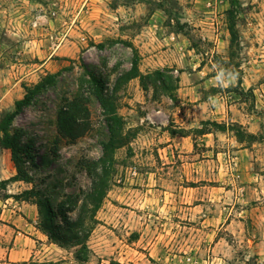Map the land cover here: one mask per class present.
I'll use <instances>...</instances> for the list:
<instances>
[{
  "label": "rangeland",
  "instance_id": "374dc122",
  "mask_svg": "<svg viewBox=\"0 0 264 264\" xmlns=\"http://www.w3.org/2000/svg\"><path fill=\"white\" fill-rule=\"evenodd\" d=\"M230 13L235 41L228 30ZM170 28L183 36L168 39ZM170 41L180 45L175 48ZM187 48L205 74L215 77L208 83L218 85L211 88L236 103V115L230 112L229 118L237 121L227 124L244 136L254 135L242 137L247 150L243 155L227 153L225 147L222 161L229 165L224 172L230 177L222 184L225 191L217 188L221 179L202 175L201 167L196 181L179 175L167 180L162 174L168 170L158 165L157 147L144 143L149 136H158L157 126L166 117L155 112L158 102L153 100L164 107L178 106L177 93L170 101L148 75L145 88L132 78L121 80L112 91L131 66L132 49L139 54L140 69L141 52L168 49V55L173 52L180 58ZM164 67L173 69L172 79L177 76L174 65ZM86 70L105 78L131 138L128 147L113 154L109 187L93 218L87 205L84 222L92 226L89 251L87 260L79 261L77 246H60L39 229L35 204L8 195L32 186L54 210L75 203L67 214L76 219L91 185L82 161L96 160L108 137L102 110L88 91ZM48 74L54 77L10 125L27 152L24 159L32 181L12 182L0 190V222L10 213L23 214L22 204L33 205L35 228L23 232L35 243L23 259H8L4 253L17 246L0 233L4 246L0 264H264V0H0V118L23 96L24 86ZM223 81L228 82L226 87ZM78 94L86 98L89 124L81 136L70 140L59 133L57 114ZM147 113L153 122L144 119ZM200 137L192 134L194 151L199 153L195 160L202 159ZM246 171L256 179H241ZM14 173L9 150L0 147V179Z\"/></svg>",
  "mask_w": 264,
  "mask_h": 264
},
{
  "label": "trees",
  "instance_id": "16d2710c",
  "mask_svg": "<svg viewBox=\"0 0 264 264\" xmlns=\"http://www.w3.org/2000/svg\"><path fill=\"white\" fill-rule=\"evenodd\" d=\"M231 41L237 38L235 29L234 15L230 13V23L228 27ZM128 46H131L126 42ZM100 47L101 43L96 44ZM133 50V57L131 66L128 71L119 76L113 86V92L117 89L122 81H127L132 78H138L145 88L144 80L148 75L152 78L154 83H158L160 90L169 96L170 99H176V90L178 88L179 77L172 79L169 74L172 68L163 67L156 68L150 74H144L138 67L139 54L135 49ZM87 71L86 83L88 85L89 93L98 102L105 118L108 137L102 142L101 154L96 160L85 159L82 161V166L86 169L91 178V185L83 198V202L78 210L76 219H72L67 212L75 209V203L70 202L66 206H60L56 210L52 207L48 199H41L38 197V191L33 188H26L15 194L8 196L14 197L16 200L31 202L37 206L38 214L40 216L39 229L44 231L49 240L58 243L60 246H77L75 253L76 259L85 261L88 258L87 238L92 226H86L84 222V214L87 211V205H90L89 217L93 218L94 212L100 206L106 191L109 187L110 174L113 171L115 150L121 147H128L130 143V136L124 131V119L118 114L117 106L113 93L107 89V82L105 78L96 72ZM54 74H48L41 81L30 86H24V94L21 98L16 99L11 110L5 111L0 118V147L8 149L10 153V160L13 163L15 173L4 179H0V190H6L7 186L16 181L30 183L32 177L27 171L25 164V155L27 152L16 141L15 136L10 132V125L14 117L26 107L32 97L40 91L42 86L50 81ZM147 77V76H146ZM76 99L67 103L66 106L59 109L57 114V129L59 133L74 140L81 136L88 127L87 109L84 104L86 99L83 94H78ZM212 129L224 131L226 129L232 130L237 141L242 143V137H254L252 133H247L245 136L238 129H235L233 124L218 123L210 120H203L200 122L199 128L191 130L179 129L180 133H187L192 131V134L198 133L203 135L210 132ZM195 141L193 146L195 147ZM7 196V197H8ZM56 218L59 220L57 221ZM29 264H45L42 262L31 261Z\"/></svg>",
  "mask_w": 264,
  "mask_h": 264
},
{
  "label": "crops",
  "instance_id": "0c3cea01",
  "mask_svg": "<svg viewBox=\"0 0 264 264\" xmlns=\"http://www.w3.org/2000/svg\"><path fill=\"white\" fill-rule=\"evenodd\" d=\"M169 32L170 37L168 39L183 36L182 32L171 30V28ZM134 40L138 41L137 36L134 37ZM168 43L175 48L180 45V42L170 41ZM168 49H159L149 54L141 52L142 65L140 66V71H144L145 69H161L165 65H174L179 77L178 88L176 90L177 99L175 101H178L181 106L164 107L161 101L153 100V102H158L155 112L162 113L166 117H162L160 124L157 126L159 128L158 136L153 138L149 136L144 143L147 146L155 145L157 147L160 158L158 165L160 169L168 170L162 174V176L167 174L165 177L167 180L176 179L179 175L180 178L186 181H196L197 178L194 180V176H196L198 168L200 169L201 167L203 169L202 175L212 176L214 180L221 179L219 183L221 185H218L217 188L225 191V187L222 184L226 179L230 178L227 171L224 172V169H227L229 165L222 161L225 147L227 153L236 152L239 155L245 154V151H247L246 147H243L237 141L232 130L226 129L221 131L212 129L199 138L201 140L200 145L204 149L201 152L202 159L195 160L194 157L198 156L199 153L194 151L192 131L180 133L177 130H189L198 127L203 120L218 123L225 122L226 124L229 121H237L236 117L229 118L230 112L233 116L236 115V103L233 99L230 100L229 97L222 94L221 91L211 88L218 85L217 83H208L213 81L215 77L205 74L204 66H200L198 61H196V57L192 55V49L187 48L186 51L182 52L180 58L174 57L173 52L168 55ZM205 89L208 90L205 91ZM170 101L172 100L170 99ZM144 119H147L148 123L154 121L151 113H147ZM167 125L169 128H166ZM148 148L153 149L152 147ZM171 170H174L172 174L170 173ZM217 172L220 173L219 177ZM223 172L227 175L226 177L223 176ZM169 175L173 178L169 179ZM241 179L251 181L256 178L252 173L246 171L242 173ZM165 193L171 194L168 191H165ZM19 209L23 214L15 215L10 213L8 218H2V222H0V233L4 235L7 241L13 239L17 246L16 250L10 248L8 252L4 253L8 255V259H14L12 258L14 256L23 259L30 254L35 243L32 236L23 232L27 231L29 227L35 228L33 226V222L35 221L33 205L22 204V206H19ZM36 232L38 233V231ZM3 250L4 246L0 244V256Z\"/></svg>",
  "mask_w": 264,
  "mask_h": 264
},
{
  "label": "clouds",
  "instance_id": "9594fccd",
  "mask_svg": "<svg viewBox=\"0 0 264 264\" xmlns=\"http://www.w3.org/2000/svg\"><path fill=\"white\" fill-rule=\"evenodd\" d=\"M216 79L219 80V79H220V76L218 75V76L216 77ZM233 79H234V77H233ZM227 84H228L227 81H223V82H222V85L225 86V87L227 86Z\"/></svg>",
  "mask_w": 264,
  "mask_h": 264
}]
</instances>
